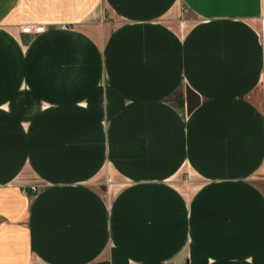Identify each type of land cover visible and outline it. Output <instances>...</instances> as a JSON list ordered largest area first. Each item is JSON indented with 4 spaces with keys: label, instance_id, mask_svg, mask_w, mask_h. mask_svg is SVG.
I'll return each mask as SVG.
<instances>
[{
    "label": "crops",
    "instance_id": "0c3cea01",
    "mask_svg": "<svg viewBox=\"0 0 264 264\" xmlns=\"http://www.w3.org/2000/svg\"><path fill=\"white\" fill-rule=\"evenodd\" d=\"M260 17L264 0H0V264H264ZM184 165L187 202L168 183Z\"/></svg>",
    "mask_w": 264,
    "mask_h": 264
},
{
    "label": "rangeland",
    "instance_id": "374dc122",
    "mask_svg": "<svg viewBox=\"0 0 264 264\" xmlns=\"http://www.w3.org/2000/svg\"><path fill=\"white\" fill-rule=\"evenodd\" d=\"M178 6V7H177ZM177 11H171L167 15L163 16V19L165 23L170 25L174 30L178 31L179 33H183L185 29L188 26V22L186 20V17H188L183 10H181L180 5H176ZM29 24V23H28ZM28 24H20L19 25V31L20 27L23 25ZM38 24V23H30L29 25ZM63 24V23H61ZM61 24H57V27ZM43 25V24H40ZM65 25V29H67V25ZM45 30V26L43 25ZM62 29V28H60ZM21 32V31H20ZM43 32V31H42ZM31 37H36L41 34L40 33H29ZM103 37L100 36V39ZM104 165L99 173L92 178L93 186H95L96 190L107 200L109 199L119 188L121 182L112 174L110 169ZM168 183H172L175 185L176 188L179 190V195L182 196V202H187L189 198L191 197L192 193L195 195L198 192H194V188L196 186V181L192 178V175L188 168L184 165L182 166L176 174L168 178ZM170 197H166V200L159 199L158 198V213L162 210V215L169 216L171 212H174L176 209H173L170 207ZM190 203V201H189ZM189 208V207H188ZM188 208L186 206L180 205V212H188ZM161 215V216H162ZM160 215H158V218H161ZM212 226H216L217 223H212ZM202 226V225H200ZM171 226L169 223H158V230H170ZM213 229V227H212Z\"/></svg>",
    "mask_w": 264,
    "mask_h": 264
},
{
    "label": "built area",
    "instance_id": "2783aa9c",
    "mask_svg": "<svg viewBox=\"0 0 264 264\" xmlns=\"http://www.w3.org/2000/svg\"><path fill=\"white\" fill-rule=\"evenodd\" d=\"M62 29H65V25L61 24L59 26ZM44 29L43 25L33 24V25H23L20 27L21 33H40ZM258 38L260 40L261 50H262V64L264 66V17H260L259 20V31ZM31 190H34V187H31Z\"/></svg>",
    "mask_w": 264,
    "mask_h": 264
}]
</instances>
